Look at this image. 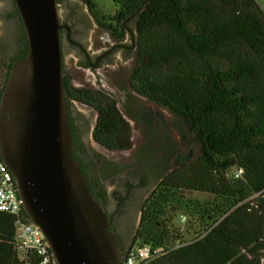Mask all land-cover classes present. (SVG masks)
Here are the masks:
<instances>
[{"label": "trees", "instance_id": "obj_1", "mask_svg": "<svg viewBox=\"0 0 264 264\" xmlns=\"http://www.w3.org/2000/svg\"><path fill=\"white\" fill-rule=\"evenodd\" d=\"M79 1L116 42H122L127 32L132 34L131 91L170 112L194 140L195 147L182 153L168 131L159 147L149 142L145 152L133 149L131 126L117 102L99 91L74 88L63 75L67 106L74 101L96 114L94 142L109 152L133 151L132 174L138 169L134 166L146 160L159 181L143 205L130 246L125 249L119 242L123 257L136 245H148L161 253L147 264H260L264 249V14L260 8L254 0H111L117 11L104 17L94 0ZM17 32L23 49L6 68L0 97L12 65L28 53L22 23ZM125 111L144 137V113L128 106ZM162 123L168 130V123ZM71 134L74 148L82 149L72 129ZM71 156L74 159L73 150ZM108 164H102L105 171ZM81 167L85 173V166ZM91 179L87 176L90 192ZM179 191L218 197L226 207L210 221L202 220L188 238L189 232L174 226L179 208L172 201ZM0 264H37L19 259L15 219L3 212Z\"/></svg>", "mask_w": 264, "mask_h": 264}, {"label": "water", "instance_id": "obj_2", "mask_svg": "<svg viewBox=\"0 0 264 264\" xmlns=\"http://www.w3.org/2000/svg\"><path fill=\"white\" fill-rule=\"evenodd\" d=\"M13 2L28 53L12 65L0 97V159L54 264H121L109 219L71 156L58 2Z\"/></svg>", "mask_w": 264, "mask_h": 264}, {"label": "rangeland", "instance_id": "obj_3", "mask_svg": "<svg viewBox=\"0 0 264 264\" xmlns=\"http://www.w3.org/2000/svg\"><path fill=\"white\" fill-rule=\"evenodd\" d=\"M254 1L264 14V0ZM94 2L102 16L113 17L115 15L117 6L111 0H94ZM13 12L11 0H0V87L3 84L5 74V68L2 66L11 63L16 55L17 21L12 17ZM58 13L59 18L68 19L73 24L76 34L78 33L76 39L84 45L90 58L93 59L101 49L100 31L95 27L87 7L79 0H63L58 4ZM130 28L134 35L133 26L131 25ZM103 34L106 33L103 32ZM131 43V35L127 32L122 44L131 46ZM133 57L134 50L128 51L118 48L100 69L88 70L87 75L79 68V64L84 62V58L78 50L69 52L65 48L64 58L67 76L72 80L75 88H81V84H85L84 88L103 92L117 102L120 112L131 126L133 149H141V152H145L143 150L147 144L149 145V142L152 147H159L166 139V132L169 131L171 139L182 153L191 151L195 147L194 140L182 123L167 110L154 107L131 91L129 74L133 66ZM125 106L144 113L145 131L148 137L146 135L143 137L138 126L128 118ZM68 111H70L76 135L85 148V162L88 167H98V163L105 160L115 162L120 167H130L120 175V178H109L108 181L103 182L108 192L117 187L122 192L123 190L126 191L124 195L128 193L131 198L127 203V209L116 214L114 226L124 248L127 249L138 227L139 208L145 203L159 182L155 178V169L146 160H142L134 166L138 168L136 171L133 170L134 176L132 174L135 164L133 151L109 152L94 142L92 134L96 123V114L92 109L71 102ZM162 121L168 123V130ZM172 202L179 208L174 226L181 232H189L188 238L193 235L194 231L198 230L202 220L208 221L210 217H216L226 207L223 199L189 191L176 192ZM108 209L111 210L112 206H109ZM181 216L186 218L185 222L180 221ZM259 259L264 264V249L260 252Z\"/></svg>", "mask_w": 264, "mask_h": 264}, {"label": "flooded vegetation", "instance_id": "obj_4", "mask_svg": "<svg viewBox=\"0 0 264 264\" xmlns=\"http://www.w3.org/2000/svg\"><path fill=\"white\" fill-rule=\"evenodd\" d=\"M11 2H12V6H13V11H14L12 17L15 18L17 21V30H20L21 29V20H20V17L18 15V12L16 10V7L14 5L13 0H11ZM90 17H91V15H90ZM91 19H92V17H91ZM93 22H94V20H93ZM60 24H61L60 35H61L62 54H63V75L67 78H69V77L67 76V67L65 65V58H64L65 57V48H67L69 52H72L74 50H78L80 55L83 56L84 62L79 64V68L82 72L85 73V75H87L88 70L95 71V70L100 69L103 66V64L109 60L110 56L113 55V53L116 49L121 48V49H126L128 51L134 50V48H133L134 43H133L132 34H130L131 35V41H132L131 46H126V45H123L122 42H116L115 40H113L111 38V36L108 33H106L103 28H101L99 25H97L94 22L95 27L100 31L99 32V42H100L101 49H100V52L98 54H96L95 57H93V59H91L87 49L84 47V45L80 41H78L76 39V35L78 33L76 34V30L74 29L73 24L70 23V21L68 19H62V18H60ZM102 31L105 32L106 34H103ZM16 39H17V49H16V54H17L18 52H20L23 49L19 43V40H18V32L16 35ZM9 64L10 63L2 66L5 68L4 69L5 72H6V68L9 66ZM70 82H71V85L73 86L71 79H70ZM81 86H82L81 88H84L85 84H81ZM1 88H2V86L0 87V90H1ZM71 102H74V101H71ZM75 103H77V102H75ZM133 111H135L136 113L138 112V113L142 114V112L139 110H133ZM69 115H70V120H71V127H72L71 129L73 131V134L76 135L75 126L72 122L70 111H69ZM82 147H83L82 149L81 148H73L74 159L79 162L80 166H82V164L85 166V173L84 174L89 176V178H93L90 180L91 192L93 193L97 202L99 203L102 210L104 211V213L107 215V217L109 219V230L115 234V236L118 239V242L122 243V240L119 237V235H118V233L114 227L115 226V216L119 211H123V210L127 209V203L130 201L131 198L129 197L128 193L126 195H124V193H126V191L124 192V190H123V192H122V190L120 191L116 186H115L116 188H113L111 192H108L105 185L103 184V182L108 181L109 178H116V179L120 178V175L123 173L121 171V169L123 167L118 166V164L115 162L106 161V160L98 163L99 164L98 167H90V166L88 167L87 163L85 162L86 151H85V148L83 145H82ZM116 152H124V151H116ZM106 163H109L107 171H105V167L102 165V164L106 165ZM106 172H108L109 174H107ZM92 181L95 183H93ZM126 190H128V189H126ZM143 205H144V203L139 208L138 220H140ZM109 206H112L111 210L108 209ZM138 224H139V221H138ZM121 252H124V251L122 250ZM260 264H262V263L260 262Z\"/></svg>", "mask_w": 264, "mask_h": 264}, {"label": "built area", "instance_id": "obj_5", "mask_svg": "<svg viewBox=\"0 0 264 264\" xmlns=\"http://www.w3.org/2000/svg\"><path fill=\"white\" fill-rule=\"evenodd\" d=\"M240 172L236 173V177ZM0 212L9 214L15 219V249L21 261L33 260L37 264H54L50 250L40 230L25 222L22 204L17 195L12 174L0 159ZM184 216L180 217L185 222ZM160 249L148 245L134 246L123 257L121 264H147L158 255Z\"/></svg>", "mask_w": 264, "mask_h": 264}]
</instances>
